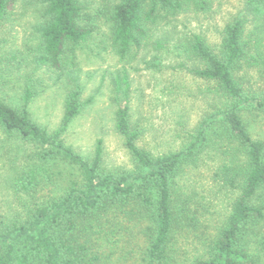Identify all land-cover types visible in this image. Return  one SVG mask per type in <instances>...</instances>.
<instances>
[{
	"label": "rangeland",
	"instance_id": "obj_1",
	"mask_svg": "<svg viewBox=\"0 0 264 264\" xmlns=\"http://www.w3.org/2000/svg\"><path fill=\"white\" fill-rule=\"evenodd\" d=\"M121 1L79 0L81 23L90 35L80 44H67L57 68L40 62L45 0H13L0 21V101L18 112L25 108L30 121L53 136L63 125L66 102L76 95L79 112L61 142L91 164L101 141L98 172L113 176L138 170L116 127L120 109L127 108L135 146L153 159L183 151L209 124L205 144L173 180L175 253L169 264L210 261L240 193L226 186L224 175L232 170L245 174V150L221 119L231 101L217 83L194 75L205 64L193 53V40L200 38L218 55L224 28L240 21L245 51L253 61L242 63L236 76L248 95L264 102V75L258 73L264 61L263 18L247 14L246 0H207L203 10L193 3L174 13L157 10L145 24L141 45L121 58L112 42V12ZM238 114L251 136L264 142V107L247 106ZM71 184H84L77 165L0 127V232L60 201ZM250 205L264 211V187ZM113 216L105 212L81 227V241L100 259L95 264H148L150 233L141 231V226L148 228V219L127 222ZM239 246L253 264H264V220L245 222Z\"/></svg>",
	"mask_w": 264,
	"mask_h": 264
},
{
	"label": "trees",
	"instance_id": "obj_2",
	"mask_svg": "<svg viewBox=\"0 0 264 264\" xmlns=\"http://www.w3.org/2000/svg\"><path fill=\"white\" fill-rule=\"evenodd\" d=\"M12 1L0 0V21ZM45 3L46 19L39 29L43 46L40 62L58 68L65 46L85 42L90 30L81 23L83 10L79 0H45ZM190 3L202 10L208 5L207 0H122L112 12V42L116 53L124 58L132 47L141 45L146 36L145 24L157 10L179 12ZM149 5L151 9L146 11ZM244 10L253 15L254 20L263 18L261 22L264 23V0H246ZM261 33H264V25L261 26ZM243 38V26L238 21L224 28L218 55H214L200 38L193 40V53L205 64L204 69L195 71L194 75L217 83L231 101L232 106L221 119L227 124L232 138L245 150V174L237 176L235 174L239 171L232 170V173L227 171L224 175L226 186L240 191L232 207L228 227L213 245V259L195 264H253L248 253L240 248L239 236L249 219L264 220L263 209L250 205V201L264 187V142L251 136L238 114L241 108L247 106L264 107L263 99L248 95L242 79L236 76L242 63L253 61L245 51L248 44ZM258 73L264 75V61L258 66ZM65 108L61 129L49 136L30 121L25 108L18 112L0 101V127L6 133L48 146L57 156L77 165L84 181L82 186L71 184L60 201L35 209L27 223L15 224L0 232V264L98 263V255L81 241L80 231L81 227L105 212L106 216H124L127 222L148 219V228L141 226L142 232L150 233L145 247L147 262L169 264L175 253L172 234L176 217L170 201L173 180L182 164L193 158L195 149L205 144L206 129L210 125H202L194 141L183 151L153 159L135 146L137 135L129 130L127 108L120 109L116 115V127L124 136L125 146L138 170L113 176L98 172L101 141L97 143L91 164L63 145L61 135L79 112L76 95L68 99Z\"/></svg>",
	"mask_w": 264,
	"mask_h": 264
}]
</instances>
